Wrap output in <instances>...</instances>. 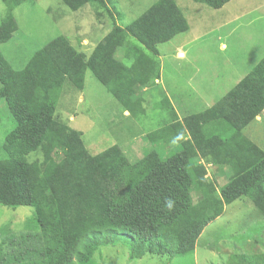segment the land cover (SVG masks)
<instances>
[{
	"label": "trees",
	"instance_id": "1",
	"mask_svg": "<svg viewBox=\"0 0 264 264\" xmlns=\"http://www.w3.org/2000/svg\"><path fill=\"white\" fill-rule=\"evenodd\" d=\"M25 1L2 0L9 12ZM102 1L61 0L72 12ZM192 1L219 9L230 0ZM187 29L173 0H157L125 29L105 36L87 59L63 36L35 52L19 71L0 53V102L14 122L2 144L0 205L32 208L39 229L19 241L7 238L10 249L4 253L0 246V264H97L94 252L118 239L130 240L132 259L185 256L225 205L245 197L264 214V151L243 134L264 110V57L204 111L179 120L167 101L170 123L146 135L153 146L179 145L180 151L165 158L156 148L132 163L118 145L91 155L82 134L57 115L64 87L82 91L89 71L122 113L138 118L144 113L138 90L159 76V68L139 50L130 63L116 59L124 36L157 54V45ZM16 31L8 13L0 22V46ZM33 152L42 160L29 161ZM200 162L230 169L219 192ZM196 194L201 199L195 202Z\"/></svg>",
	"mask_w": 264,
	"mask_h": 264
},
{
	"label": "rangeland",
	"instance_id": "2",
	"mask_svg": "<svg viewBox=\"0 0 264 264\" xmlns=\"http://www.w3.org/2000/svg\"><path fill=\"white\" fill-rule=\"evenodd\" d=\"M156 1L103 0L101 4H88L72 12L61 0H27L9 12L0 0V22L9 13L17 25L12 39L0 46V53L13 70L19 71L35 52L63 36L87 59L105 36L116 28L125 29ZM173 1L187 23L186 32L157 45V54L125 35L122 42L125 48H119L115 54L119 61L126 63L127 58L130 63L139 50L159 65V76L138 90L142 115L132 118L122 113L120 105L89 71L85 73L82 91L64 87L57 115L82 134L83 144L91 155L118 145L129 161L135 163L151 150L158 149L163 158L180 151L179 145L153 146L146 140L147 134L170 123L167 101L179 120L204 111L264 57V0H230L219 9L192 0ZM2 102L0 160L6 157L3 140L14 126ZM243 134L264 151V110ZM184 138L192 155L194 148L188 137ZM28 160L41 161L42 155L33 152ZM200 163L205 166L206 179L219 192L229 181L230 169ZM193 198L199 201L201 195ZM38 232L32 208L0 205V246L4 253L10 249L7 238L19 241L26 234ZM130 250L129 239H118L98 248L93 260L97 264H264V214L243 197L225 205L222 214L205 226L191 254L173 258L148 254L132 259Z\"/></svg>",
	"mask_w": 264,
	"mask_h": 264
},
{
	"label": "clouds",
	"instance_id": "3",
	"mask_svg": "<svg viewBox=\"0 0 264 264\" xmlns=\"http://www.w3.org/2000/svg\"><path fill=\"white\" fill-rule=\"evenodd\" d=\"M167 207L170 209L171 207H172V204H171V202L169 201V202H167Z\"/></svg>",
	"mask_w": 264,
	"mask_h": 264
},
{
	"label": "crops",
	"instance_id": "4",
	"mask_svg": "<svg viewBox=\"0 0 264 264\" xmlns=\"http://www.w3.org/2000/svg\"><path fill=\"white\" fill-rule=\"evenodd\" d=\"M241 79H242V78H241ZM241 79H240V80H241ZM240 80H239V81H240ZM239 81H238V82H239ZM238 82H237V83H238ZM237 83H236V84H237ZM256 119H257V118H256Z\"/></svg>",
	"mask_w": 264,
	"mask_h": 264
}]
</instances>
